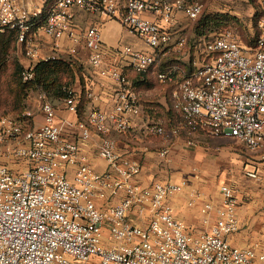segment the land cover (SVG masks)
I'll return each instance as SVG.
<instances>
[{
  "label": "built area",
  "instance_id": "built-area-1",
  "mask_svg": "<svg viewBox=\"0 0 264 264\" xmlns=\"http://www.w3.org/2000/svg\"><path fill=\"white\" fill-rule=\"evenodd\" d=\"M256 1L260 34L248 45L233 31L195 44L183 34L174 39L170 28L179 23V13L196 20L203 12L198 1L0 0V33L16 30L18 43L33 59L40 53L39 32L51 39L54 49L60 50L68 37L74 44L70 51H77L81 40L74 26L75 7L118 16L149 48H117V56L126 62L106 66L100 26L85 31L89 63L116 88L111 108L94 107L78 122L77 139L64 136L50 101L43 102L45 118L38 127L0 119V264H264L259 242L244 248L231 242L239 230L233 186L223 185L220 200L204 204L202 221L208 227L197 231L175 216L168 201L183 191L186 181L142 185L137 180L141 164L122 154L110 136L116 131L136 137L134 122L145 110L127 68L147 74L162 64L168 46L176 41L174 51H192V57L185 66L171 63L157 76L174 85L171 102L178 119L170 130L162 120L151 119L145 133L170 141L201 130L236 138L249 150L262 148L264 0ZM146 12L157 13L162 22L147 18ZM23 75L32 79L33 65ZM66 102L78 112L81 98L74 90L68 91ZM94 134L101 137L98 155L108 166L103 172L82 149ZM169 149L161 148L159 155H168ZM70 167L76 169L74 180ZM248 175L259 177L255 171Z\"/></svg>",
  "mask_w": 264,
  "mask_h": 264
},
{
  "label": "crops",
  "instance_id": "crops-1",
  "mask_svg": "<svg viewBox=\"0 0 264 264\" xmlns=\"http://www.w3.org/2000/svg\"><path fill=\"white\" fill-rule=\"evenodd\" d=\"M119 1L121 3L125 2V0ZM221 11L235 17V14L229 11ZM74 14V26L81 40L76 45V52L70 51V48L74 44L68 37L62 39V47L60 50H57L52 47L51 39L42 32H39V57L33 59L29 56H23L21 58V62L25 67L34 65L41 59L56 57L71 60L77 66H74L75 79L71 89L81 98V103L74 121H68V115L71 110L68 108L66 102L67 97H60L41 90L37 91L38 94L40 92V97L46 101H50L56 107L58 117L63 120V134L70 139L78 138V122L86 119L92 108L109 109L114 103L116 83L112 79L103 76L99 67H95L89 63V53L84 42L85 31L92 25L100 26L103 39L104 64L106 66H122V62H126V60L117 56V48L130 45L138 50H149L144 41L126 27L118 16L111 17L104 12H89L79 7L74 8ZM145 16L153 21L162 22L157 13L146 12ZM178 18L179 23L170 28L174 39L179 34H183L188 38V35L193 33L198 39L192 41L191 44L204 40V36L198 33L197 28L194 32L191 30L190 21L194 20L189 19L183 13H179ZM235 18V20H239V17ZM232 26L234 29L240 28L238 23H234ZM251 26H253L252 21L249 23V27ZM175 42L168 46L166 58L170 57L173 53L177 54L178 60L179 58L182 60L190 56L192 57V54L187 57L184 55L185 52H183L181 58L179 56L181 54L174 51ZM18 46L21 48V44L18 43ZM188 52L190 53L192 51ZM156 69L157 67H154L147 74H140L141 76L137 77L136 72L132 68H127V72L136 85L140 101L145 110L134 122L135 126L132 132L137 134L136 137L129 133L110 132V136L117 142L118 150L125 156L131 157L141 164L142 168L137 176V180L142 185L149 186L156 181L177 180L178 182L182 178L190 181V186L184 188L182 192L171 195L168 201L172 206L175 216L194 227L197 231L204 230L208 227L202 221L204 204L208 201L218 202L221 197V187L223 185L233 186L238 199L239 230L231 236V242L233 245L243 248L259 242L260 250L264 252L263 158L256 161L245 159L233 148L231 139L236 140V138L215 137L201 130L192 134L183 132L178 136H173L170 141H166L160 136L147 135L144 128L151 119H160L166 124L163 116L165 115L164 108H159L155 104L158 103L159 105L168 107V100L169 98L171 100L173 90L168 94V88L157 78ZM38 107L33 117V126L35 127L40 126L45 118L43 108ZM190 140L193 143H189ZM171 141L174 142V145L170 147L172 153H174L171 164L177 163L187 168L188 175L172 172L171 179H158L159 177L166 176L163 173H161L163 176H158L157 174L159 168H161L159 166L160 162L163 159H168L169 153L166 156H160L159 150L161 148L158 151L157 148L164 142ZM238 142L240 141L238 140ZM100 144L101 137L98 134H94L91 139L82 144V149L84 154L89 157L92 166L97 171L103 172L108 166L107 162L98 155ZM180 146L185 147L187 152V155L184 154L186 156L185 159L181 158L184 152L176 155L175 148ZM248 164L254 167V169H246ZM239 165H242V168ZM68 171L70 179L74 180L76 169L70 167ZM249 171L257 172L259 177H250L248 175ZM193 190H199L200 193H191ZM215 216L216 212L212 211L211 221H213Z\"/></svg>",
  "mask_w": 264,
  "mask_h": 264
},
{
  "label": "rangeland",
  "instance_id": "rangeland-1",
  "mask_svg": "<svg viewBox=\"0 0 264 264\" xmlns=\"http://www.w3.org/2000/svg\"><path fill=\"white\" fill-rule=\"evenodd\" d=\"M190 1V0H189ZM194 1H198L201 4H203V12L201 13V15L198 17V19L194 20V21H190L191 23V30L194 32V30L197 28L199 30H202L198 25L202 24V20L206 17L209 16L210 18H212V21L210 23V29H211V36H213L215 34V31L213 29L220 27L217 30L220 29H224L226 28L224 25V22H221V20H223V18L219 17L216 19H213V14L217 15V14H221L223 13L221 10L224 11H229L232 14H235V17H239V20H237V23L240 25V28L238 29H234L233 33L236 35L237 39H239V41L241 43H250L252 41V36H253V32L254 28L253 26L249 27V23L252 21L253 22V18L255 16V14L257 13V5L253 2V1H249V0H194ZM220 20V21H219ZM255 29H258V24H255ZM252 31V32H251ZM198 38L195 37V35L189 34L188 35V40L190 42L196 40ZM185 56H190L191 53L188 52V50H185ZM183 55V56H184ZM23 56H27L26 51L24 49V47L22 46L21 48L19 47H15L11 53H10V62L8 65V69L6 74L3 76L2 81L0 82V119L3 117H10L12 119L15 120H22L23 122H25L26 125H30L33 126L34 125V114L35 111L39 108L38 106H40L42 108L43 106V102L45 101L44 98L40 97V92L38 94L37 91L40 90H31L28 97L26 98V100H24L23 103V107L21 108H17L15 105V101L13 100V95L10 94V90L12 87H14L13 83L10 81V76L9 73H11L14 69V62L19 60L21 61V58ZM176 57V58H175ZM166 58V57H165ZM181 58H182V54H181ZM190 59V57H188ZM182 59V60H178L177 59V54L173 53L170 57L166 58L167 61H169L170 63H175V62H179L180 63H187L189 61V59ZM175 61V62H174ZM27 68V67H26ZM9 97V99H8ZM8 99V101L6 100ZM36 108V109H35ZM165 115L164 118L166 120V125L168 130H170L172 128V126L174 125V123H176L178 116L171 110H169L168 108L165 107ZM77 113L76 111H72L69 112L68 115V121L72 122L76 119ZM58 121L62 122V118L58 117ZM43 124V123H42ZM232 141V145L233 148L241 155V157H244L245 159H250V160H260L263 158L264 156V146L260 149L257 150H249L248 148H246L243 144H241L240 142H238V140L236 139H231ZM174 145V142H164L162 145L158 146L157 151L160 148L163 147H172ZM176 155L178 153H183L181 155L182 159H185L186 156H184V154H186V150L185 147H176ZM172 153V149H170L169 151V155H168V159H163L159 166L161 168H159L158 171V176H163L161 173H163L164 175H166L165 177H159L158 179H171V173L175 172V173H182V174H187V168L182 167L180 164L177 163H173L171 164V159L173 157ZM187 155V154H186ZM184 156V157H183ZM187 160V159H186ZM264 162V159H262ZM162 163V165H161ZM240 168H242V165L240 166ZM192 169V168H191ZM246 169H254V167H252L251 165H247ZM186 177V176H185ZM176 179V178H175ZM185 180V179H180V181ZM175 182H177V180H174ZM178 180V182H180ZM186 181V185L185 188L190 186V181ZM184 190V189H183ZM200 193L199 190L198 191H191V193Z\"/></svg>",
  "mask_w": 264,
  "mask_h": 264
},
{
  "label": "trees",
  "instance_id": "trees-1",
  "mask_svg": "<svg viewBox=\"0 0 264 264\" xmlns=\"http://www.w3.org/2000/svg\"><path fill=\"white\" fill-rule=\"evenodd\" d=\"M251 1H253L257 5L258 9H257V13L253 18L254 20L253 28L255 32H253L252 41L250 43L249 42L245 43L248 45H254L257 37L260 34V28L258 26V29H255L256 28L255 24L256 23L258 24V20L261 17V10L256 0H251ZM219 17L223 18L221 22H224L223 26L225 27L227 26V27L220 30H217L220 27L213 29L215 31V34L234 30L232 24L237 23L235 17L225 12L217 15L213 14V19ZM211 21L212 18L206 16L201 21L202 24L198 25L202 29V30L197 29L198 33L200 35H203L204 39H208L212 37L210 36L211 29L209 27ZM17 39H18V34L14 29H7L4 32L0 33V82L2 81L3 76L7 72L8 65L10 62L11 51L16 46L19 47ZM170 64L171 63L167 61L166 58H164L162 64L159 65L156 69V75L159 71L165 70ZM181 64L185 66V64L183 63ZM13 65H14V69L11 73H9L10 76L9 78L10 81L13 83L14 87L11 88L10 94L13 95V100L15 101L16 104L15 106L17 108L23 107L24 100H26L31 90H41L43 92L52 93L53 95H57L60 97H67L68 91L71 89V86L74 82L75 67H77L76 65H74V63L71 60L60 57L49 58L47 60L41 59L36 64L33 65L34 77L30 80H25L23 73L27 68L19 60L15 61ZM135 74L137 77L141 76L140 73L136 72ZM158 80L160 81L159 78ZM161 83H163L166 86V88H168V94H170L171 90L174 88V85L172 83H164V82ZM8 99L6 100L8 101ZM168 102L169 105L166 108L173 111L178 116L177 111L172 106V102L170 98ZM155 105L158 106L159 108L162 107L165 110V106L159 105L158 103ZM27 127L31 128L33 126L27 125Z\"/></svg>",
  "mask_w": 264,
  "mask_h": 264
}]
</instances>
